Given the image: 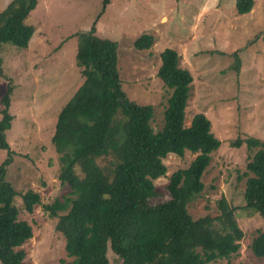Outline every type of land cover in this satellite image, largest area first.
Listing matches in <instances>:
<instances>
[{
    "label": "trees",
    "instance_id": "obj_1",
    "mask_svg": "<svg viewBox=\"0 0 264 264\" xmlns=\"http://www.w3.org/2000/svg\"><path fill=\"white\" fill-rule=\"evenodd\" d=\"M109 1L103 0V8ZM36 4L37 0H11L0 11V49L3 43L27 47L34 26L26 18ZM253 4L254 0H236L235 9L245 14ZM94 31L92 24L76 34L75 64L82 82L60 109L51 136L55 177L67 188L61 199L43 205L56 217L54 230L64 237L71 258L59 264H108V248L122 264H207L236 254L244 233L234 208L197 218L188 211V204L203 191V173L220 141L203 113L194 114L187 125L184 121L193 77L179 65L178 50L164 47L159 53L156 74L170 94L162 127L154 131L153 107L131 100L122 88L117 43ZM153 41L143 33L133 47L149 49ZM10 91L8 85L1 98L0 149L7 156L0 163V264H32L22 247L32 237V227L19 219L15 199L19 197L22 209L31 213L40 195L32 189L18 192L5 178L12 163L5 135L12 120ZM241 142L237 138L232 144ZM243 142L257 149L246 163L242 208L264 222V141L247 137ZM185 151L194 158L168 176L167 198L150 203L153 181L167 171L163 159L171 153L181 157ZM250 250L264 258V230L252 238Z\"/></svg>",
    "mask_w": 264,
    "mask_h": 264
},
{
    "label": "rangeland",
    "instance_id": "obj_2",
    "mask_svg": "<svg viewBox=\"0 0 264 264\" xmlns=\"http://www.w3.org/2000/svg\"><path fill=\"white\" fill-rule=\"evenodd\" d=\"M11 0H0V11ZM236 0H37L26 22L34 26L27 47L3 43L0 49L1 98L11 88L8 111L12 115L5 132L12 150V163L5 178L18 192L32 189L40 203L27 213L16 197L19 219L32 227V237L23 245L26 261L59 264L71 260L64 237L54 230L56 217L44 204L61 199L67 188L55 177L57 158L51 143L55 121L62 106L82 82L75 64L77 37L94 24V34L117 43V66L122 88L140 104L153 107L150 124L154 131L163 124V111L170 90L157 76L159 53L173 47L179 65L193 77L185 110V123L203 113L211 132L220 141L210 154L202 182L203 191L188 204L197 218L225 207L234 208L243 230L240 248L227 259L207 264H264L250 250L252 238L264 230L258 214L242 208L246 163L255 148L248 149L247 137L264 141V0H254L250 12L239 14ZM147 33L154 41L149 49L136 50L134 39ZM241 139L233 146L234 139ZM7 151L0 149V163ZM195 154H168L164 176L153 183L150 203L167 198L168 176L185 168ZM108 264H122L109 248Z\"/></svg>",
    "mask_w": 264,
    "mask_h": 264
}]
</instances>
